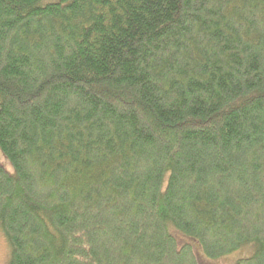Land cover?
Here are the masks:
<instances>
[{
	"label": "trees",
	"instance_id": "trees-1",
	"mask_svg": "<svg viewBox=\"0 0 264 264\" xmlns=\"http://www.w3.org/2000/svg\"><path fill=\"white\" fill-rule=\"evenodd\" d=\"M10 264H264V0H0Z\"/></svg>",
	"mask_w": 264,
	"mask_h": 264
},
{
	"label": "rangeland",
	"instance_id": "rangeland-1",
	"mask_svg": "<svg viewBox=\"0 0 264 264\" xmlns=\"http://www.w3.org/2000/svg\"><path fill=\"white\" fill-rule=\"evenodd\" d=\"M0 166L3 167L8 173L11 175L15 174V169L3 152L0 150ZM196 251L199 254L200 264H204L202 257L200 256V250ZM256 251L255 244H248L242 247L236 253L229 255L224 258H220L218 260H209L207 259V263L209 264H237L240 259L251 257ZM12 257V248L6 239L3 232H0V264H10Z\"/></svg>",
	"mask_w": 264,
	"mask_h": 264
}]
</instances>
